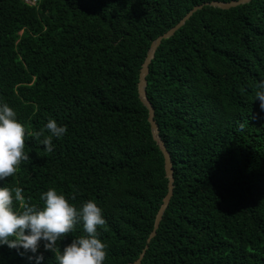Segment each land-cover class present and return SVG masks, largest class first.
<instances>
[{
  "label": "trees",
  "instance_id": "obj_1",
  "mask_svg": "<svg viewBox=\"0 0 264 264\" xmlns=\"http://www.w3.org/2000/svg\"><path fill=\"white\" fill-rule=\"evenodd\" d=\"M211 1L231 0H0V103L26 129L29 155L0 187H21L33 204L49 188L77 207L94 200L103 264L138 258L167 192L141 65L201 4L149 63L146 94L174 180L139 264H264V0ZM49 119L67 128L52 152L32 138ZM81 234L77 224L58 249ZM30 255L0 246V264H34Z\"/></svg>",
  "mask_w": 264,
  "mask_h": 264
},
{
  "label": "clouds",
  "instance_id": "obj_2",
  "mask_svg": "<svg viewBox=\"0 0 264 264\" xmlns=\"http://www.w3.org/2000/svg\"><path fill=\"white\" fill-rule=\"evenodd\" d=\"M255 99L264 109V79L257 83ZM47 130L48 135H44ZM67 132L64 125L49 119L43 129L32 133V138L53 151V140ZM26 129L17 114L6 103H0V180L13 177L22 161L29 159L24 151ZM43 139L41 140V137ZM19 186L0 187V246L6 245L31 253L29 260L41 264L43 254L38 249L54 253L56 264H103L107 245L99 238L98 226L106 221L103 209L94 200H87L79 207L69 202V197L54 188L40 193L41 204L26 201ZM71 199H74L72 197ZM81 224L83 234L73 237L61 251L57 242Z\"/></svg>",
  "mask_w": 264,
  "mask_h": 264
},
{
  "label": "water",
  "instance_id": "obj_3",
  "mask_svg": "<svg viewBox=\"0 0 264 264\" xmlns=\"http://www.w3.org/2000/svg\"><path fill=\"white\" fill-rule=\"evenodd\" d=\"M249 0H231L228 2H223V1H211L208 3H205V5L221 8V9H228L230 7H235L240 4L246 3ZM203 7V4L194 6L189 12H187L174 26H172L169 30L164 32L163 34L159 35L156 37L150 44L149 49L147 51L146 57L141 65L140 71H139V80L137 83V92H138V97L142 104L147 108L148 110V122L150 124V129H151V134L155 142L158 144L159 149L161 150L164 158V170H165V176L167 178V192L165 196L163 197L162 203L160 207L158 208L154 223H153V228L151 232L149 233V236L147 237V244L150 242V240L155 236L156 230L159 226V223L162 219L163 213L168 206L169 200L172 196L173 192V167H172V162H171V157L168 152V150L165 147L164 142L160 139L159 136V131L158 127L155 123V120L153 118L154 115V110L153 107L150 103V101L147 98L146 94V86H147V79L146 76L148 74L149 70V63L151 62L152 58L154 57V53L157 49V47L160 45L161 41L163 39L171 37L175 31H177L184 23L186 20L190 18V16L197 10L201 9ZM145 245L144 248L142 249L141 253L139 254L138 258L133 261L129 262L128 264H139L141 262V259L148 247V245Z\"/></svg>",
  "mask_w": 264,
  "mask_h": 264
},
{
  "label": "rangeland",
  "instance_id": "obj_4",
  "mask_svg": "<svg viewBox=\"0 0 264 264\" xmlns=\"http://www.w3.org/2000/svg\"><path fill=\"white\" fill-rule=\"evenodd\" d=\"M32 3H33V1H32Z\"/></svg>",
  "mask_w": 264,
  "mask_h": 264
}]
</instances>
